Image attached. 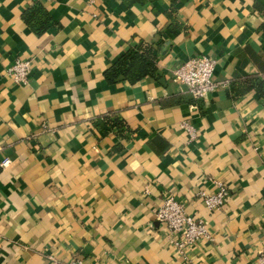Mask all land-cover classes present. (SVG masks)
I'll return each instance as SVG.
<instances>
[{
	"label": "crops",
	"instance_id": "0c3cea01",
	"mask_svg": "<svg viewBox=\"0 0 264 264\" xmlns=\"http://www.w3.org/2000/svg\"><path fill=\"white\" fill-rule=\"evenodd\" d=\"M38 0H0V264H256L264 254V100L233 97L234 79H264V0H39L54 24L22 19ZM141 39L157 76L106 81ZM215 60L214 91L195 101L172 79ZM27 59L26 84L6 69ZM115 113L130 131L119 133ZM189 123L195 136L180 124ZM228 188L209 210L198 191ZM172 193L211 233L178 252L156 218Z\"/></svg>",
	"mask_w": 264,
	"mask_h": 264
},
{
	"label": "built area",
	"instance_id": "2783aa9c",
	"mask_svg": "<svg viewBox=\"0 0 264 264\" xmlns=\"http://www.w3.org/2000/svg\"><path fill=\"white\" fill-rule=\"evenodd\" d=\"M96 1L98 0H88L90 3ZM214 65L215 60L205 55L192 57L172 70V79L184 84L193 99L200 101L216 88V83L212 79ZM30 71L31 63L27 59H15L6 69L7 75L11 76L16 84L22 85L28 82ZM180 125L187 130L191 137L195 136L194 129L189 123L183 121ZM8 163L9 159L4 158L0 162V166L5 167ZM214 186L215 189L212 193L203 190H199L197 193L209 210L222 207L229 195L224 182L214 180ZM156 218L167 227L168 240L178 252H182L185 248L212 237L204 221L188 215L185 212L183 203L172 193H168L163 198L156 211ZM63 264L85 263L78 257H74ZM256 264H264V254L257 257Z\"/></svg>",
	"mask_w": 264,
	"mask_h": 264
},
{
	"label": "trees",
	"instance_id": "16d2710c",
	"mask_svg": "<svg viewBox=\"0 0 264 264\" xmlns=\"http://www.w3.org/2000/svg\"><path fill=\"white\" fill-rule=\"evenodd\" d=\"M133 1L129 0L130 3ZM261 10L264 14V8H261ZM175 12V0H171L170 8L166 11L169 19L167 30L170 32L183 28L176 20ZM21 17L36 34H42L50 25L54 24L47 9L39 1H35L31 7L25 9ZM260 29L264 31V21ZM145 76H157L156 55L153 46L141 39L138 40L134 47L129 48L112 62L104 71V77L109 83L121 80L134 83ZM230 90L235 98L253 90L260 99L264 100V79H260L257 76L234 79L231 82ZM104 118L111 127H117L120 134H123L124 131H130L123 120L115 113H109Z\"/></svg>",
	"mask_w": 264,
	"mask_h": 264
}]
</instances>
